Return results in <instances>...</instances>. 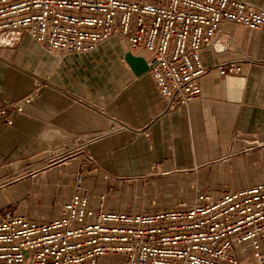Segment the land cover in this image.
<instances>
[{
	"label": "crops",
	"instance_id": "crops-1",
	"mask_svg": "<svg viewBox=\"0 0 264 264\" xmlns=\"http://www.w3.org/2000/svg\"><path fill=\"white\" fill-rule=\"evenodd\" d=\"M216 39L222 51L201 52L199 99L171 110L148 72L132 73L117 37L67 56L27 36L0 48V107L37 94L21 113L8 111L11 126L0 119V217H57L78 172L89 192L106 193L107 210L122 212L264 181V27L227 24ZM226 64L240 72L220 76Z\"/></svg>",
	"mask_w": 264,
	"mask_h": 264
},
{
	"label": "built area",
	"instance_id": "built-area-1",
	"mask_svg": "<svg viewBox=\"0 0 264 264\" xmlns=\"http://www.w3.org/2000/svg\"><path fill=\"white\" fill-rule=\"evenodd\" d=\"M227 24L260 31L264 7L249 0H0V48L27 36L67 56L117 37L127 52L145 55L170 110L199 99L201 52L222 51L216 38ZM239 72L233 64L218 69L220 76ZM36 95L0 107L2 124L11 126L8 111L21 113ZM106 200L78 172L57 217L1 216L0 264H97L106 256H120V264H264V181L218 197L196 188L190 203L146 213L110 211Z\"/></svg>",
	"mask_w": 264,
	"mask_h": 264
},
{
	"label": "rangeland",
	"instance_id": "rangeland-1",
	"mask_svg": "<svg viewBox=\"0 0 264 264\" xmlns=\"http://www.w3.org/2000/svg\"><path fill=\"white\" fill-rule=\"evenodd\" d=\"M17 199H18V201L24 202V204L26 205L25 209L29 210V207H27V203L30 200L25 198V194H23L22 196H19V198H17ZM113 201L119 202L118 199H115V200L113 199ZM185 203H187V202H185ZM173 207H175V206H171L168 209H171ZM135 211H138V212H141V213H146V212H153L154 210L151 207L148 206V207L135 208ZM24 215L27 216L28 218L32 219L31 216H30L32 214L24 213ZM32 220L40 221L38 218H35V217ZM119 259H120V256H106V257L100 258L98 260L97 264H120Z\"/></svg>",
	"mask_w": 264,
	"mask_h": 264
},
{
	"label": "water",
	"instance_id": "water-1",
	"mask_svg": "<svg viewBox=\"0 0 264 264\" xmlns=\"http://www.w3.org/2000/svg\"><path fill=\"white\" fill-rule=\"evenodd\" d=\"M124 61L135 76L148 72V65L143 56H134L127 52L124 55Z\"/></svg>",
	"mask_w": 264,
	"mask_h": 264
}]
</instances>
